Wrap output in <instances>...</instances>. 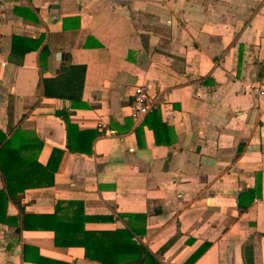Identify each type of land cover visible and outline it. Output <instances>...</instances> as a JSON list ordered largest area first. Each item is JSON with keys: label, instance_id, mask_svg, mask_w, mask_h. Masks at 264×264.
<instances>
[{"label": "crops", "instance_id": "crops-1", "mask_svg": "<svg viewBox=\"0 0 264 264\" xmlns=\"http://www.w3.org/2000/svg\"><path fill=\"white\" fill-rule=\"evenodd\" d=\"M139 86L158 103L134 119ZM0 138V264H100L22 229L7 184L161 264H264V0H0Z\"/></svg>", "mask_w": 264, "mask_h": 264}, {"label": "trees", "instance_id": "trees-1", "mask_svg": "<svg viewBox=\"0 0 264 264\" xmlns=\"http://www.w3.org/2000/svg\"><path fill=\"white\" fill-rule=\"evenodd\" d=\"M70 140L68 138V149H71ZM9 146L10 142L2 143L0 138V169L4 175L7 174L4 155L8 153L6 150ZM55 153L60 154L61 152L56 149ZM15 156L12 154L11 160ZM48 169H51L52 173L56 170L53 166H48ZM24 188L21 187L20 192ZM7 191L9 198L19 205L22 212V229L52 231L53 243L56 247H81L84 256L95 259L100 264H161L156 255L138 239L137 230L129 225L112 230L85 229L84 224L88 221V217L84 214L82 204L73 200L57 201L54 211L50 214L25 213L24 208L15 199L16 191L13 192L8 184ZM6 204L7 196L4 191L0 190V211H3ZM0 220L3 219L0 218ZM30 249V246H25V259H28L27 253ZM32 260L40 263H52L49 259L40 256L32 258Z\"/></svg>", "mask_w": 264, "mask_h": 264}, {"label": "built area", "instance_id": "built-area-1", "mask_svg": "<svg viewBox=\"0 0 264 264\" xmlns=\"http://www.w3.org/2000/svg\"><path fill=\"white\" fill-rule=\"evenodd\" d=\"M254 91L258 94H262V85L255 87ZM157 103L156 97L150 96L144 86H139L130 103V116L134 119L141 118L156 108Z\"/></svg>", "mask_w": 264, "mask_h": 264}, {"label": "water", "instance_id": "water-1", "mask_svg": "<svg viewBox=\"0 0 264 264\" xmlns=\"http://www.w3.org/2000/svg\"><path fill=\"white\" fill-rule=\"evenodd\" d=\"M59 55H60L59 60H61L60 69L62 70V69L65 68V65H64L63 61L67 60V54L66 53H59Z\"/></svg>", "mask_w": 264, "mask_h": 264}]
</instances>
